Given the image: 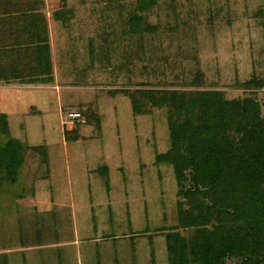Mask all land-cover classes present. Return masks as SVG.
Returning a JSON list of instances; mask_svg holds the SVG:
<instances>
[{
    "label": "rangeland",
    "instance_id": "1",
    "mask_svg": "<svg viewBox=\"0 0 264 264\" xmlns=\"http://www.w3.org/2000/svg\"><path fill=\"white\" fill-rule=\"evenodd\" d=\"M45 3L58 86L30 89L11 111L12 136L46 153L28 152L22 195L0 192V264H168L179 187L156 158L171 146L168 111L136 114L125 91H261L263 103L264 86L245 82L264 80V0H159L148 16L159 30L133 36L135 2ZM82 110L97 118L66 123Z\"/></svg>",
    "mask_w": 264,
    "mask_h": 264
},
{
    "label": "trees",
    "instance_id": "2",
    "mask_svg": "<svg viewBox=\"0 0 264 264\" xmlns=\"http://www.w3.org/2000/svg\"><path fill=\"white\" fill-rule=\"evenodd\" d=\"M120 1L135 2L127 34L159 30V24L148 20L159 0ZM38 2L0 0V81H55L50 27ZM169 9L180 18L174 6ZM65 10H55L53 17L65 21ZM196 77V86L202 85L203 74ZM245 85L260 88L264 80L253 78ZM260 92L229 100L222 91L207 89L125 91L136 114L149 113L151 106L168 111L171 146L156 157L159 164L173 167L179 187L178 222L166 233L168 264H264V95L262 103ZM80 112L88 123L97 118L95 112ZM79 125L67 128L66 135L75 134ZM30 150L46 153L44 146L13 137L7 114L0 113V192L22 195L14 186L22 181ZM46 160L44 156L48 166Z\"/></svg>",
    "mask_w": 264,
    "mask_h": 264
},
{
    "label": "crops",
    "instance_id": "3",
    "mask_svg": "<svg viewBox=\"0 0 264 264\" xmlns=\"http://www.w3.org/2000/svg\"><path fill=\"white\" fill-rule=\"evenodd\" d=\"M26 1H33V0H26ZM37 1V0H36ZM39 2V11H42L46 14L49 27H50V40H51V47L53 40H52V31H51V23H50V16H48L46 12V7H45V0L41 2V0H38ZM20 2V0H19ZM52 56H53V51H52ZM54 62V61H53ZM57 80V75H56V70H55V82L51 84H45V83H21L18 81H12V82H4L0 81V113H5L8 116V119L10 120L11 117V111L13 112L16 110V107L14 105L18 104H23L22 98L30 92V89L33 88H44L47 86H55L57 87L58 84H56ZM55 84V85H54ZM10 124V122H9Z\"/></svg>",
    "mask_w": 264,
    "mask_h": 264
},
{
    "label": "built area",
    "instance_id": "4",
    "mask_svg": "<svg viewBox=\"0 0 264 264\" xmlns=\"http://www.w3.org/2000/svg\"><path fill=\"white\" fill-rule=\"evenodd\" d=\"M86 122L80 111H71L66 116V123L68 125L75 124L76 122Z\"/></svg>",
    "mask_w": 264,
    "mask_h": 264
}]
</instances>
